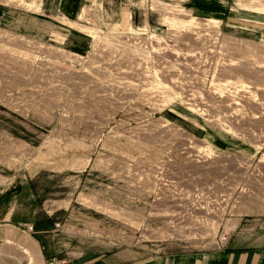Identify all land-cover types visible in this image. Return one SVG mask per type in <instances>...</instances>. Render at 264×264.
<instances>
[{
    "label": "rangeland",
    "instance_id": "rangeland-1",
    "mask_svg": "<svg viewBox=\"0 0 264 264\" xmlns=\"http://www.w3.org/2000/svg\"><path fill=\"white\" fill-rule=\"evenodd\" d=\"M37 2L0 0V264H159L264 212V0Z\"/></svg>",
    "mask_w": 264,
    "mask_h": 264
},
{
    "label": "crops",
    "instance_id": "crops-1",
    "mask_svg": "<svg viewBox=\"0 0 264 264\" xmlns=\"http://www.w3.org/2000/svg\"><path fill=\"white\" fill-rule=\"evenodd\" d=\"M224 230L227 239L222 243L202 250L164 253L159 264H264V212L251 218H232Z\"/></svg>",
    "mask_w": 264,
    "mask_h": 264
},
{
    "label": "bare ground",
    "instance_id": "bare-ground-1",
    "mask_svg": "<svg viewBox=\"0 0 264 264\" xmlns=\"http://www.w3.org/2000/svg\"><path fill=\"white\" fill-rule=\"evenodd\" d=\"M8 2H12V3H14V4H16V6H21V7H24V8H26V9H29V10H31V9H35L36 8V6H37V4H38V2H37V0H7ZM94 2V1H93ZM84 12H85V9L83 8L82 10H81V14H80V16L81 15H83L84 14ZM125 13V12H124ZM126 14H128V13H126ZM129 16V15H128ZM127 17V16H126ZM125 17V18H126ZM62 20H63V22H66V23H68L70 26H73V27H78V28H80L81 29V31L82 30H85V31H89L91 28H89V27H86V26H79V24H75V22H71V21H67V20H65V19H63L62 18ZM127 21V20H126ZM124 23V22H123ZM127 25V24H126ZM115 27V26H114ZM116 28V27H115ZM84 32V31H83ZM91 34V33H90ZM96 36V35H95ZM16 44H18L17 42H16ZM227 82H228V80H226ZM230 82V81H229ZM228 82V83H229ZM225 83V82H224ZM228 83H227V86H228ZM232 84H234L233 82H232ZM224 85V84H223ZM216 92V91H215ZM217 93V92H216Z\"/></svg>",
    "mask_w": 264,
    "mask_h": 264
}]
</instances>
